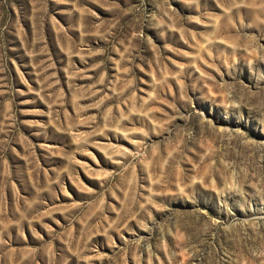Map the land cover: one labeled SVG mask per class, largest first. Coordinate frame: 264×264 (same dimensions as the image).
I'll return each mask as SVG.
<instances>
[{
    "label": "rangeland",
    "instance_id": "obj_1",
    "mask_svg": "<svg viewBox=\"0 0 264 264\" xmlns=\"http://www.w3.org/2000/svg\"><path fill=\"white\" fill-rule=\"evenodd\" d=\"M0 264H264V0H0Z\"/></svg>",
    "mask_w": 264,
    "mask_h": 264
}]
</instances>
